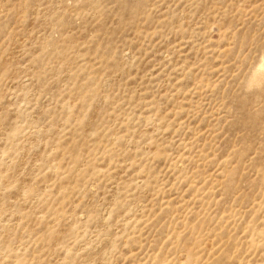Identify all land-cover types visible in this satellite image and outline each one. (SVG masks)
<instances>
[{
	"label": "rangeland",
	"instance_id": "obj_1",
	"mask_svg": "<svg viewBox=\"0 0 264 264\" xmlns=\"http://www.w3.org/2000/svg\"><path fill=\"white\" fill-rule=\"evenodd\" d=\"M0 264H264V0H0Z\"/></svg>",
	"mask_w": 264,
	"mask_h": 264
}]
</instances>
